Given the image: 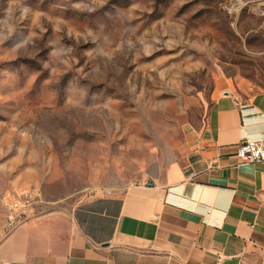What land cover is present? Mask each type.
<instances>
[{
	"label": "rangeland",
	"instance_id": "1",
	"mask_svg": "<svg viewBox=\"0 0 264 264\" xmlns=\"http://www.w3.org/2000/svg\"><path fill=\"white\" fill-rule=\"evenodd\" d=\"M223 76L264 91V0H0V239L7 193L48 214L156 181Z\"/></svg>",
	"mask_w": 264,
	"mask_h": 264
},
{
	"label": "crops",
	"instance_id": "2",
	"mask_svg": "<svg viewBox=\"0 0 264 264\" xmlns=\"http://www.w3.org/2000/svg\"><path fill=\"white\" fill-rule=\"evenodd\" d=\"M221 77L205 122L154 182L28 212L0 239V264H264V91Z\"/></svg>",
	"mask_w": 264,
	"mask_h": 264
},
{
	"label": "built area",
	"instance_id": "3",
	"mask_svg": "<svg viewBox=\"0 0 264 264\" xmlns=\"http://www.w3.org/2000/svg\"><path fill=\"white\" fill-rule=\"evenodd\" d=\"M238 156L244 161L264 163V142L246 141L238 146ZM32 195L25 192L22 195L18 193H7L2 204L8 211L7 231H12L19 223L20 219L28 213L30 207L33 206ZM217 264H222L219 259Z\"/></svg>",
	"mask_w": 264,
	"mask_h": 264
}]
</instances>
